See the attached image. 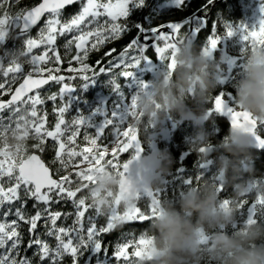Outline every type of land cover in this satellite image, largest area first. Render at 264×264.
<instances>
[{"label": "snow or ice", "instance_id": "obj_1", "mask_svg": "<svg viewBox=\"0 0 264 264\" xmlns=\"http://www.w3.org/2000/svg\"><path fill=\"white\" fill-rule=\"evenodd\" d=\"M169 2L176 10L187 7V0ZM74 3L79 4L78 10L69 14L68 18H62V10L66 11L67 6ZM212 3L213 0H207L208 5ZM149 7L151 11L147 18L143 16L144 22L152 21L156 15V6L149 5L148 0H40L35 6L19 11H11L12 5L8 0H0V71L5 77L11 73L12 82L22 80L14 91L10 85L6 88L7 80L0 83V95L4 91L10 95V99L0 100V111L6 109L9 113L7 117H0V205H9L2 212L5 219H0V264H33L31 257L20 254L25 235V250L35 246L32 256L38 258L36 264H63L66 257L70 258V264H133L150 245L152 237L141 229L146 228L156 210L158 192L146 188L142 192L137 190L134 204L124 206L121 203L122 194L127 191L124 177L128 162L121 163L118 158L132 148L139 154L138 130L131 121L138 116L137 94L141 90L146 91L149 85V81L137 78L134 73L138 67L151 66L156 62L166 65L171 73L175 66L177 38L182 34L195 42L205 26V16L193 13L187 19L169 20L155 26L128 20L134 11ZM200 11L207 12L208 9L203 6ZM260 12L258 27L257 23L249 27L244 23L234 25L222 20L223 36L216 34L217 21L214 20L212 34L207 35L201 45L202 50L211 55L221 39L239 32L243 41L240 50L243 66V53L247 47L264 46V3L260 6ZM45 15L47 18L43 20L36 37L29 35L32 26L37 25ZM121 18L123 23L120 22ZM182 26H187L186 30L181 31ZM132 28H135V34L118 55L109 59L104 66H100V60L95 62L99 66L98 71L86 62L90 51L98 49L109 39L121 37ZM58 37L63 40L65 56L71 53L72 45L75 47L76 54L68 60L71 74L67 76L53 74L60 72L62 59L57 50ZM9 40L13 41L11 48L5 47ZM17 40L20 41L19 46ZM38 46H43V51L37 55L33 49ZM149 49L154 50L155 60L146 54ZM110 51L114 52L115 49ZM73 61L78 67H73ZM53 63L55 68L51 67ZM24 64L30 66L26 72ZM101 74L106 77L103 80L113 97L111 102L87 114L77 109L66 119L65 114L75 102V90L85 88ZM76 79L80 82L73 83ZM50 81L56 82L59 88L45 97L41 89ZM57 98L59 106H55ZM45 99L54 104L55 124L51 128L44 127L45 116L38 115L37 105H44ZM210 99L207 114L215 112L226 115L231 127L248 125L246 130L252 134L256 146L264 148V122L234 107L233 97L225 90L217 92ZM81 129L86 143L77 150L76 139ZM8 134L15 140L14 144L8 143ZM29 136L37 141L31 145L32 149L40 152L45 151L47 138L55 142L52 160V164L56 165L55 172L35 152L25 151L23 141ZM205 150L203 146L199 149L200 152ZM84 163L87 168L77 167ZM206 163L208 161L205 159L201 160V167ZM69 168L72 172L68 171ZM105 168L116 170L122 178L121 192L115 196L110 210L106 212L92 202L91 198L96 193L89 192L96 175ZM61 171L63 175H59L58 179L53 178ZM73 173L75 187L72 186ZM201 178L202 174L195 175V182ZM185 182L193 184V176ZM255 183L252 181L248 185L249 191ZM5 184L8 186L5 187ZM82 189L87 190V195L77 196ZM217 191H224L222 183L217 184ZM29 200L32 203L27 207ZM87 200H91V203H86ZM13 201L19 205L14 211L11 207ZM60 201L70 202L74 211L62 213L50 210L52 204ZM230 203L231 196L221 200V206ZM238 207L240 213L245 214L240 220L244 223L253 222L258 213L264 215V199L260 197L250 202L242 198L238 201ZM86 209L92 210L87 217ZM10 215L15 218L7 219ZM62 215L65 219L73 217L71 225L57 226V219ZM42 219L45 229L43 237H54V246H50L38 231L37 222ZM19 222L27 225L26 233L21 230ZM237 226L234 223L232 230ZM113 231L119 233L114 244L105 240V236Z\"/></svg>", "mask_w": 264, "mask_h": 264}, {"label": "clouds", "instance_id": "obj_2", "mask_svg": "<svg viewBox=\"0 0 264 264\" xmlns=\"http://www.w3.org/2000/svg\"><path fill=\"white\" fill-rule=\"evenodd\" d=\"M243 66L235 80L233 105L264 122V46L247 47ZM220 60L224 59L222 55ZM175 66L169 73L166 65L149 80L147 90L137 94L138 116L131 123L142 131L145 120L155 125L169 114L191 120L197 131L191 147L201 160L209 156V148L217 150V168L225 187L232 188L231 203L221 206L217 184L201 178L183 191L179 199L159 200L145 230L152 237L142 256L133 264H264V215L257 214L253 222H241L238 201L242 198L264 199V178L255 179L249 191L248 184L238 179L241 165L254 177L249 127H230L225 138L211 145L209 132L202 122L209 118L206 102L218 87L219 64L195 42L181 34L177 38ZM204 147L206 150L200 152ZM230 154V155H225ZM142 165L154 168V174L145 178L146 189L156 191L170 171V153L159 150L140 158ZM122 178L112 168H105L89 186L95 192L92 202L102 211H109L115 196L121 192ZM127 189L122 205L135 203L139 185L125 174ZM238 226L229 231L230 225ZM223 226V227H222Z\"/></svg>", "mask_w": 264, "mask_h": 264}, {"label": "trees", "instance_id": "obj_3", "mask_svg": "<svg viewBox=\"0 0 264 264\" xmlns=\"http://www.w3.org/2000/svg\"><path fill=\"white\" fill-rule=\"evenodd\" d=\"M39 0H8V3L12 5L11 11H19L22 8L25 7H32L36 3H38ZM149 5H155L156 6V15L154 16V19L152 21L144 22L142 20L143 16L147 18L149 15V12L151 11V8H145L142 10L134 11L128 20L135 21V22H142L145 23L146 26H155L159 23H166L169 20H180V19H187L189 15L191 14H197V15H203L205 16V26L204 28L198 33V38L195 41L196 44L202 45L203 42L206 41L207 35L212 34V22L215 20L217 21V31L223 29L222 20H227L231 23L238 24L242 23L244 20V17L248 14L247 11V5L248 0H213V3L211 5L207 4V0H187V7L184 10H176L173 5H165V6H158V0H148ZM206 6L208 11L203 12L200 11V9ZM79 8V4L75 3L70 7H67V10L63 12L62 18H68L69 14H74L75 11H77ZM219 14V15H218ZM46 15L43 17V20L45 19ZM43 20L29 31V35L36 37L37 33L39 32L40 26L43 24ZM121 23L124 22L123 18L120 20ZM150 22V23H149ZM187 26H182L181 31L186 30ZM135 28H132L130 31L122 34L121 37L111 40L109 39L105 44L101 45L98 49H93L90 51L89 56L86 60L87 63L96 71H98L99 66L95 64L97 60L101 61L100 66H104L106 62L111 59L113 56L118 55V53L125 47V45L129 42V40L132 38V36L135 34ZM20 41L17 40L16 44L19 46ZM13 44V41L9 40L6 42L5 47L11 48ZM63 40L61 37H58V43H57V50L59 51L61 55V63L59 65L60 72L53 74H60V75H69L70 70L68 68V60L71 58V55H75V47L72 45V51L69 53L68 56L64 55L65 49L63 48ZM111 49H115L114 52L110 51ZM108 53L107 56H105V53ZM34 54H39L38 51H34ZM146 54H148L150 57H152L155 60L154 51L152 49L146 50ZM73 67H78L75 61L72 62ZM4 66H7V60L4 61ZM30 66L27 64L23 65V68L25 72ZM51 67L55 68L56 65L53 63ZM163 68V65H162ZM91 73H89L90 75ZM239 74L236 73L233 76H231L230 79L227 81L221 82L218 81V87L216 88L215 92L212 96L217 94V92L221 90H225L228 93H230L231 97L234 96V83L235 80L238 79ZM105 75L101 74L100 77H98L97 82H100L102 87L105 91L110 92L109 87H107V84L104 82L103 79H105ZM20 81L18 79L16 82H12V80L8 81V84L6 85V88L10 85L11 90L14 88V86ZM4 77L1 75L0 71V83H4ZM80 81L78 79L74 80L73 83H79ZM121 83L122 78H121ZM107 87V88H106ZM59 85L56 82L50 81L48 85L42 86L41 92L42 95L45 97L47 95H50L53 91H58ZM93 92L91 90H87L85 97L82 95L80 98H77V102L72 104L71 110L66 113V119L70 117L72 113H76L77 109L82 110L84 103H87L89 99L92 98ZM9 97V92L4 91L2 95H0V100H6ZM93 99V98H92ZM40 110V115L45 116V122H46V128H51L55 124V113L52 111L54 104L53 101L45 99L44 105H38ZM55 106H59V98H57L55 102ZM211 106V99L207 100L206 102V108ZM8 111L2 110L0 111V117H7ZM164 118H170L173 123L174 127L170 130L164 129L161 133V136L157 140L150 141V134H152L155 129L151 126V124L147 123V120H145V125L143 127L142 131H138V138L141 141L142 147L144 151H148L150 147V143L155 141L158 145L159 150H164L170 153L172 164L170 167V171L164 176L162 185L156 190L158 192V198L159 200L162 199H171L173 201H176L179 199L180 195L183 193V191L187 190L189 187L192 186V183H186L185 181L188 180L189 177L193 176V183L195 182V175L202 174V178L209 179L215 184L222 183L224 185V181L221 179L217 164H216V158L218 155L217 150H215L213 147L209 148V156L205 159L208 160L207 166L201 167V159L199 158L198 152L194 150L191 147V144L194 143V137L197 131V126L188 119H181L175 114H169L165 116ZM7 123V120L4 121ZM203 128L209 132L210 136V143L211 145H215V143L223 138L226 137L228 131H229V124L226 121L225 117L221 113H210L209 118L202 122ZM259 127V126H258ZM82 139V140H81ZM77 140H81L82 143H85L83 141V135H79L77 137ZM34 139L29 136L26 140L23 141L25 145V151L28 153L35 152L37 153L41 159L46 163L47 166H49L50 170L52 172H55L56 165L52 164V160L54 157V141L51 140V138H47L44 142L45 151L40 152L37 149H32L31 145L33 143H36ZM2 143V141H0ZM8 143L14 144L15 140L11 137L10 134H8ZM252 151V160L250 161L253 169H254V177H250L249 173L246 170L247 163L241 165V176L238 178L240 180L246 181L247 184H250L253 181V178L260 179L264 178V149L263 150H256L251 149ZM133 149H130L127 153L121 154V156L118 158L120 162L125 161L132 155ZM230 155V154H225ZM64 172L61 171L58 174H54V178L58 179L59 175H63ZM73 181H76V178L73 176ZM8 185L5 184V187ZM76 184L73 186L75 187ZM79 195H87V190L82 189ZM220 197H230L232 195V188L231 187H225L224 191L219 193ZM21 196H23V193H21ZM249 202L251 201V197L248 198ZM32 201H28L27 207L31 206ZM86 203H91V200H87ZM16 206H19L17 202H12V210L14 211V208ZM9 205L4 204L0 208V219H5L2 216V212L4 210H7ZM50 210L53 211H61L63 212H72L74 209L72 208V205L70 202L65 203L64 201H60L57 204H52ZM85 217L89 215L91 212L86 209L85 211ZM244 213H240L238 219L242 220L244 218ZM14 216H9L7 219H13ZM73 217H69L68 219H65L63 215L57 219V226H68L71 225ZM100 219V218H98ZM21 225V230L26 233L27 225L24 224V222H19ZM38 231L41 233L42 238H45L49 241L50 246H54L55 244V238L54 237H43V232L45 231L44 225H43V219L41 221H38ZM148 226V225H147ZM146 228L141 230H146ZM229 231L232 230V225L228 228ZM119 233L113 231L111 234L105 236L106 241H111L112 244H114L117 240ZM138 235V233H137ZM27 243V235L24 236L23 242L21 244L20 254L26 255L32 258L33 264H36L37 257L32 256V252L35 250V246L32 248H28L25 250V245ZM112 248L111 245L109 246V252H111ZM131 249H129L130 251ZM63 264H70V258L66 257Z\"/></svg>", "mask_w": 264, "mask_h": 264}, {"label": "rangeland", "instance_id": "obj_4", "mask_svg": "<svg viewBox=\"0 0 264 264\" xmlns=\"http://www.w3.org/2000/svg\"><path fill=\"white\" fill-rule=\"evenodd\" d=\"M262 3H264V0H248V5L246 7L248 14L244 17V20L242 23L248 25L249 27H251L253 24H256L258 22V19L261 18V15H262L260 12V6ZM165 5H172V4L169 2V0H158V6H165ZM46 18L47 17H45V19ZM258 26L259 25L257 23V27ZM216 34L223 36L224 35V28L217 31ZM242 45H243V41H241V39H240V33L239 32L235 33L234 35H232L230 37L225 36L223 39H221L219 41L217 49H215L212 53V57H213L214 61H216L219 64V71H218L219 80L218 81L224 82V81H227L228 79H230L231 76H233L234 74H236V73L240 74V71L242 69V60H241V51H240ZM34 51H38V53L42 52L43 46H38L37 49H33V52ZM222 55L224 56V59L220 60L219 58ZM161 69H162V64H160L159 62H156L151 66L145 65L143 67H138L135 70L134 75L139 79L149 81V80L153 79ZM1 75H2V77H4V81L5 80H7V81L11 80V75H12L11 73H9L8 77H5L3 75V72L1 71ZM88 89L93 92V95L91 94L93 99L91 98L87 101V103H84L83 109L80 110V111L85 112L86 114L88 112H91L93 109L98 108L102 104L103 105L109 104L111 102V100L113 99L111 93L105 91L104 88L102 87L101 83L97 82V80H96L92 83H89L83 89L75 90V92L73 93L74 100H75L74 103H76L77 98H80L82 95H84V97H85L86 91ZM37 108H38V115H40V110H39L38 105H37ZM73 114L74 113H72L71 115H73ZM71 115H70V117H71ZM151 126L156 131H154L152 134H150V138H149L150 141L157 140L161 136V133L164 129L170 130L175 125L170 118H163L162 120L158 121L155 125L151 124ZM44 127H46V122L44 124ZM89 131H93V130L89 129ZM81 134L83 135V129H81L80 135ZM81 140L76 139V145L78 146L77 150H79L80 147H83L84 144L86 143V142L82 143ZM0 146H2V143H0ZM109 156H110V151H109ZM106 158H108V157H106ZM207 164L208 163H206L204 165V167L207 166ZM77 167L81 168V169L87 168V164L86 163L79 164V165H77ZM68 171L72 172V169L69 168ZM73 176L75 177L74 173H73ZM75 184L76 183L74 181L72 186H74ZM1 207H2V205H0V208ZM88 211L91 212L92 210L88 209Z\"/></svg>", "mask_w": 264, "mask_h": 264}, {"label": "water", "instance_id": "obj_5", "mask_svg": "<svg viewBox=\"0 0 264 264\" xmlns=\"http://www.w3.org/2000/svg\"><path fill=\"white\" fill-rule=\"evenodd\" d=\"M39 2H40V0H39ZM67 7H70V6H67ZM43 17L41 18L40 21L37 22V25H39V23L42 21ZM37 25L32 26L31 29H33ZM20 82H22L21 79L14 86L12 91L15 90V87L18 86V84ZM7 99H10V95H9V97ZM223 116L225 117L226 121L228 122L229 129H230L231 124H230L229 119L227 118L226 115H223ZM137 139H138V143L140 145L139 154L137 155V150L135 148H132L133 149L132 155L128 159L125 160L126 162H128V168L125 171V174L128 175L130 179H132L135 183H137L139 185L138 190L142 192L145 189V184H144L145 178L150 176V175H152V174H154V168H152L151 166L142 165L141 162H140V158L143 157V156L151 155L152 153H155V152L159 151V148H158L157 143L155 141H153V142L150 143L149 150L148 151H144V149L142 147V144H141V141L139 140L138 137H137ZM250 147H251V149H256V150H263L264 149V148H259V147L256 146L254 138L251 141Z\"/></svg>", "mask_w": 264, "mask_h": 264}]
</instances>
